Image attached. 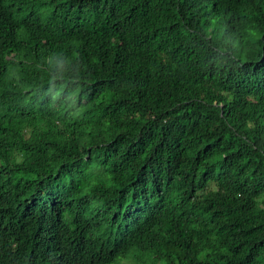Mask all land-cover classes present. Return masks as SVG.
Here are the masks:
<instances>
[{
	"label": "trees",
	"instance_id": "16d2710c",
	"mask_svg": "<svg viewBox=\"0 0 264 264\" xmlns=\"http://www.w3.org/2000/svg\"><path fill=\"white\" fill-rule=\"evenodd\" d=\"M264 264V0H0V264Z\"/></svg>",
	"mask_w": 264,
	"mask_h": 264
},
{
	"label": "rangeland",
	"instance_id": "374dc122",
	"mask_svg": "<svg viewBox=\"0 0 264 264\" xmlns=\"http://www.w3.org/2000/svg\"><path fill=\"white\" fill-rule=\"evenodd\" d=\"M121 264H137L136 262H126V263H121Z\"/></svg>",
	"mask_w": 264,
	"mask_h": 264
}]
</instances>
